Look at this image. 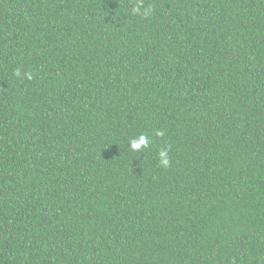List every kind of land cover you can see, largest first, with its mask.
<instances>
[{"label":"trees","instance_id":"obj_1","mask_svg":"<svg viewBox=\"0 0 264 264\" xmlns=\"http://www.w3.org/2000/svg\"><path fill=\"white\" fill-rule=\"evenodd\" d=\"M0 264H264V0H0Z\"/></svg>","mask_w":264,"mask_h":264}]
</instances>
